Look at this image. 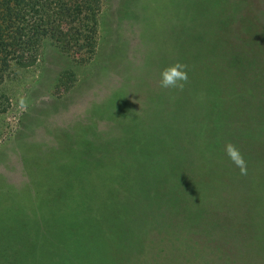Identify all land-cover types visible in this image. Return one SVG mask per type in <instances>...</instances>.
I'll return each mask as SVG.
<instances>
[{
  "label": "rangeland",
  "instance_id": "374dc122",
  "mask_svg": "<svg viewBox=\"0 0 264 264\" xmlns=\"http://www.w3.org/2000/svg\"><path fill=\"white\" fill-rule=\"evenodd\" d=\"M100 6L91 56L46 45L0 83V192L38 188L47 209L50 191L27 177L44 161L40 178L79 193L75 231L44 217L56 243H40L38 264H264V0ZM177 61L188 82L162 89ZM8 203L0 197V210ZM19 231L0 226L10 264L29 248Z\"/></svg>",
  "mask_w": 264,
  "mask_h": 264
},
{
  "label": "trees",
  "instance_id": "16d2710c",
  "mask_svg": "<svg viewBox=\"0 0 264 264\" xmlns=\"http://www.w3.org/2000/svg\"><path fill=\"white\" fill-rule=\"evenodd\" d=\"M100 2L102 0H0V83L14 65L29 67L41 59V49L46 45L67 53L74 60L91 56L96 47ZM48 181L53 182V179L48 178ZM89 182L86 180L84 190L86 185H91ZM35 187L52 190L50 202L54 203V186ZM108 190L105 182L97 181V191L108 194ZM65 192L62 198L65 202L61 205L72 210L79 193L72 185ZM74 218H78L76 211H72L73 223Z\"/></svg>",
  "mask_w": 264,
  "mask_h": 264
},
{
  "label": "flooded vegetation",
  "instance_id": "af4514ba",
  "mask_svg": "<svg viewBox=\"0 0 264 264\" xmlns=\"http://www.w3.org/2000/svg\"><path fill=\"white\" fill-rule=\"evenodd\" d=\"M46 190L50 191V198H53L52 190ZM34 192L35 193H31L30 189L12 188H4L0 192V197L9 200L11 203L5 204L3 209L0 210V226H19V232L22 233L29 242V248L26 249L21 256L13 258L11 264H38L36 256L39 254L46 256V253L42 254L36 249L39 247L40 243L49 244L50 248H54L56 237L49 232V226L44 222V217L50 219V223L54 225L55 228L61 229L65 235H69L70 231H75L78 228V225L71 221L72 211H77L75 203L72 204V210L66 208V206L57 205L55 203H52L47 209H42L37 203V198H33L34 195L38 193V188H34ZM24 195L27 196L26 200L12 198V196ZM17 208L18 210H16ZM21 212L27 214L29 217L27 221L19 222L12 218L15 213ZM53 251L54 249H52V252ZM62 254L65 257L67 256V253L64 251ZM6 261L8 260L0 258V264H10Z\"/></svg>",
  "mask_w": 264,
  "mask_h": 264
},
{
  "label": "clouds",
  "instance_id": "9594fccd",
  "mask_svg": "<svg viewBox=\"0 0 264 264\" xmlns=\"http://www.w3.org/2000/svg\"><path fill=\"white\" fill-rule=\"evenodd\" d=\"M187 65L179 61L173 65L165 67L160 73L159 85L162 89H179L183 90L188 82ZM224 152L230 161L239 168L241 175H247V161L244 159L240 150L231 142L224 145Z\"/></svg>",
  "mask_w": 264,
  "mask_h": 264
},
{
  "label": "crops",
  "instance_id": "0c3cea01",
  "mask_svg": "<svg viewBox=\"0 0 264 264\" xmlns=\"http://www.w3.org/2000/svg\"><path fill=\"white\" fill-rule=\"evenodd\" d=\"M49 165V164H48ZM47 166V162L42 161L39 164H36V166L34 167L33 171H31L30 173L27 174L28 179L30 180L31 184L33 185H42V186H48V187H53V185L51 183L48 182V178H40V176L38 175L40 170L45 168ZM51 166V165H49ZM54 172H53V178L54 176ZM59 178H57L56 180H58ZM58 188L53 187L56 190V193H54V197H56L54 203L57 205H61L65 202V200H62V190H65V185L63 182H59V184L57 185Z\"/></svg>",
  "mask_w": 264,
  "mask_h": 264
}]
</instances>
